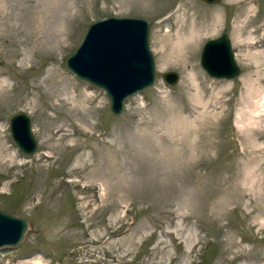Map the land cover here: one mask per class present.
Returning <instances> with one entry per match:
<instances>
[{
	"label": "rangeland",
	"instance_id": "obj_1",
	"mask_svg": "<svg viewBox=\"0 0 264 264\" xmlns=\"http://www.w3.org/2000/svg\"><path fill=\"white\" fill-rule=\"evenodd\" d=\"M109 15L147 20L154 67L118 115L64 65ZM220 32L229 79L199 65ZM0 207L29 222L0 264H264V0H0Z\"/></svg>",
	"mask_w": 264,
	"mask_h": 264
},
{
	"label": "water",
	"instance_id": "obj_2",
	"mask_svg": "<svg viewBox=\"0 0 264 264\" xmlns=\"http://www.w3.org/2000/svg\"><path fill=\"white\" fill-rule=\"evenodd\" d=\"M203 1L207 3H213L218 0ZM127 22H130L129 26H132L134 23L136 28L140 31V60L134 59V62H140V66L143 67V75L141 74L140 79H138L136 82L132 84L129 83L130 85L128 84L121 86L119 91L113 96L110 90H108L109 88L92 78V75L89 72L87 73V70L82 67L80 62L82 57H84V55L88 54L90 51V43L93 42L94 39L96 44L106 42L108 39H114L116 30H120V28L123 26L122 24ZM147 34L148 22L142 17L112 15L97 19L87 26L78 45L65 58L64 65L78 78L102 88L108 97V105L111 113L113 115H118L121 111L124 98L127 95H130L137 90H141L142 88L151 84L154 79L153 57L148 47ZM215 44H218L222 47L223 52L230 62V69L215 70L211 68L213 60H209V55L210 51L215 48ZM117 53L114 52V57L119 56ZM105 55L106 54L103 52L100 54L96 52V57L100 59L109 57V54H107V56ZM206 57L208 60L204 61ZM199 64L205 73L211 78H232L237 75L239 68L233 56L230 40L225 32H222L218 36L207 38L203 42L199 55ZM114 69L118 70L116 68ZM161 77L167 84H172L177 80L178 74L174 70H166L161 72ZM108 84L110 87H112L109 82ZM9 132L12 140L21 153L31 155L35 152L36 140L32 134L30 120L24 111L18 110L9 117ZM0 221V246L18 244L22 240L24 233L28 228V220L23 216L16 215L0 207Z\"/></svg>",
	"mask_w": 264,
	"mask_h": 264
},
{
	"label": "bare ground",
	"instance_id": "obj_3",
	"mask_svg": "<svg viewBox=\"0 0 264 264\" xmlns=\"http://www.w3.org/2000/svg\"><path fill=\"white\" fill-rule=\"evenodd\" d=\"M129 24L130 22L122 24L123 26L120 30H116L114 39H108V41L98 44L95 43L94 39L93 42L90 43V51L82 57L80 62L82 67L87 70V73L89 72L92 75V78L109 88L108 90H110L113 96L119 91L121 86L128 85L129 83L132 84L140 79V75L143 71L140 62H134V59L140 60V31L136 28L134 23L133 25L135 26H129ZM96 52L99 54L103 52L106 54L105 56L109 54V57L100 59L96 57ZM114 52H118L117 54L119 56L114 57ZM210 59L213 60V63L211 64L212 69H230V62L220 45L215 44V48L210 51L209 60ZM207 60L206 57L204 61ZM114 68L118 70H115ZM108 82L112 87H110ZM260 107L261 105H259V108Z\"/></svg>",
	"mask_w": 264,
	"mask_h": 264
}]
</instances>
